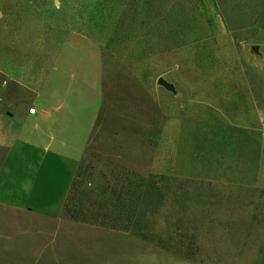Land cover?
<instances>
[{
    "label": "rangeland",
    "instance_id": "374dc122",
    "mask_svg": "<svg viewBox=\"0 0 264 264\" xmlns=\"http://www.w3.org/2000/svg\"><path fill=\"white\" fill-rule=\"evenodd\" d=\"M4 23L37 66L72 32L98 47L104 145L83 154V187L114 166L191 181L183 231L158 227L193 233V258L132 238L131 264H264V0H4ZM63 219L0 206V264L62 263Z\"/></svg>",
    "mask_w": 264,
    "mask_h": 264
},
{
    "label": "crops",
    "instance_id": "0c3cea01",
    "mask_svg": "<svg viewBox=\"0 0 264 264\" xmlns=\"http://www.w3.org/2000/svg\"><path fill=\"white\" fill-rule=\"evenodd\" d=\"M4 25L0 37V206L54 219L61 214L83 154L104 145L99 119L102 104L95 98L96 92L100 98L102 87L100 53L93 40L72 32L61 39L57 50L45 48L44 62L37 66L20 61L31 51L18 44L21 33L10 32ZM31 107L34 113L28 112ZM61 227L59 240L49 244L61 245L64 258L59 264H131L132 238L148 245L129 233L69 219H63Z\"/></svg>",
    "mask_w": 264,
    "mask_h": 264
},
{
    "label": "trees",
    "instance_id": "16d2710c",
    "mask_svg": "<svg viewBox=\"0 0 264 264\" xmlns=\"http://www.w3.org/2000/svg\"><path fill=\"white\" fill-rule=\"evenodd\" d=\"M237 71L241 73L239 68ZM229 73L230 69L225 77L227 81H230ZM244 74H249V71L246 70ZM261 82L258 80L255 83L257 89L260 88ZM247 96L243 94L242 100ZM81 168L82 165H79L76 178L71 181L63 203L66 219L129 233L182 258H193V233L178 234L176 231L158 227V221L162 220L182 230L183 217L178 214L185 213L181 200H185L188 194L190 180H177L174 176L164 174L145 177L125 167L116 171L114 166L110 180H106L103 175V184L98 183L87 188L83 187L84 183L80 178ZM176 206L180 208L179 213L175 210Z\"/></svg>",
    "mask_w": 264,
    "mask_h": 264
},
{
    "label": "water",
    "instance_id": "95a60500",
    "mask_svg": "<svg viewBox=\"0 0 264 264\" xmlns=\"http://www.w3.org/2000/svg\"><path fill=\"white\" fill-rule=\"evenodd\" d=\"M158 82L161 83L166 89L175 92V87L173 86L172 83H169L167 81H164L162 79H158Z\"/></svg>",
    "mask_w": 264,
    "mask_h": 264
},
{
    "label": "built area",
    "instance_id": "2783aa9c",
    "mask_svg": "<svg viewBox=\"0 0 264 264\" xmlns=\"http://www.w3.org/2000/svg\"><path fill=\"white\" fill-rule=\"evenodd\" d=\"M28 112H29V113H34V112H35V108H34V107L29 108V109H28Z\"/></svg>",
    "mask_w": 264,
    "mask_h": 264
}]
</instances>
